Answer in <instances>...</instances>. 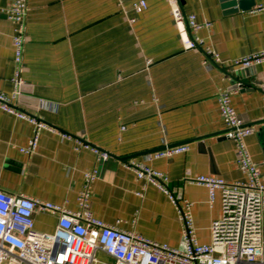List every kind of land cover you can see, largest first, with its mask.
Returning <instances> with one entry per match:
<instances>
[{
    "label": "crops",
    "instance_id": "0c3cea01",
    "mask_svg": "<svg viewBox=\"0 0 264 264\" xmlns=\"http://www.w3.org/2000/svg\"><path fill=\"white\" fill-rule=\"evenodd\" d=\"M29 0L23 77L26 86L15 102L25 113L109 153L97 161L75 142L44 131L38 150L20 152L33 126L0 110V190L10 195L51 202L77 211L83 173L98 169L91 209L110 226L136 232L152 241L183 249L176 206L154 186L144 187L125 162L145 163L165 173L175 195L193 204L197 237L211 241V225L221 217L218 195L210 204L206 187L188 181L220 177L246 180L235 160L234 143L225 131L218 96L232 93V105L255 133L246 139L253 160L264 159V63L249 68V87L233 89L238 72L232 61L264 50V0H179L177 23L171 0ZM0 0V91L13 90L14 27ZM210 22L199 36L213 46L223 63L216 65L201 50H184L179 29L186 17ZM189 146L170 158L146 161L167 146ZM123 159V161H121ZM125 160V161H124ZM264 182V165L261 166ZM145 188V189H144ZM144 192L140 197L138 193ZM60 215L36 213L35 228L54 233ZM101 253V254H100ZM100 260L112 259L100 252Z\"/></svg>",
    "mask_w": 264,
    "mask_h": 264
},
{
    "label": "built area",
    "instance_id": "2783aa9c",
    "mask_svg": "<svg viewBox=\"0 0 264 264\" xmlns=\"http://www.w3.org/2000/svg\"><path fill=\"white\" fill-rule=\"evenodd\" d=\"M170 4L176 22L182 23L179 0H171ZM134 8L140 14L147 8V3L142 0ZM29 11V0H8L3 10L14 27L15 72L11 80L12 92L0 91V110L33 126V136L27 147L20 148V152L34 154L42 132L47 131L64 141L75 142L76 151L88 150L97 157V161L109 160V153L60 131L16 106L15 102L26 86L23 73ZM256 11H264V5L258 6ZM186 24L187 29H179L184 50L201 49L216 65L222 64L213 46L199 36L201 30L210 29L212 24L199 23L192 14L186 17ZM261 63H264V50L233 60L232 67L241 71ZM231 95L230 91L221 92L218 107L227 128L225 135L234 143L236 164L246 180L229 183L214 176L188 179L206 187L210 204L220 196L221 217L211 225L210 243L199 242L193 204L170 191L169 178L165 173L145 163L125 162L124 167L135 173L137 181L144 182V187H156L176 206L182 226L183 249L152 241L136 232L121 230L95 217L91 198L99 171L91 169L83 173L84 184L77 198V211L0 190V264H264V182L261 176L264 159L260 164L253 160L246 139L255 133V129L240 118L232 105ZM188 151L187 145L167 146L145 158L146 161H153ZM138 195L143 197L144 192ZM38 212L60 215L54 233H43L35 228L34 215ZM100 252L109 256L112 262L101 261L98 258Z\"/></svg>",
    "mask_w": 264,
    "mask_h": 264
},
{
    "label": "water",
    "instance_id": "95a60500",
    "mask_svg": "<svg viewBox=\"0 0 264 264\" xmlns=\"http://www.w3.org/2000/svg\"><path fill=\"white\" fill-rule=\"evenodd\" d=\"M239 9L242 11H250L252 7H254L253 3L250 2H243L242 0H238ZM253 71L251 69L241 70L236 73L235 76L232 77L234 84L233 89H238L239 87H249L250 85L247 83H244L243 80L253 76ZM227 131H225L226 134ZM110 158H113V156H110ZM123 161V159H121ZM125 161V160H124Z\"/></svg>",
    "mask_w": 264,
    "mask_h": 264
},
{
    "label": "rangeland",
    "instance_id": "374dc122",
    "mask_svg": "<svg viewBox=\"0 0 264 264\" xmlns=\"http://www.w3.org/2000/svg\"><path fill=\"white\" fill-rule=\"evenodd\" d=\"M100 254H101V253H100ZM100 254L98 255V258H99V259H101V258H100Z\"/></svg>",
    "mask_w": 264,
    "mask_h": 264
}]
</instances>
